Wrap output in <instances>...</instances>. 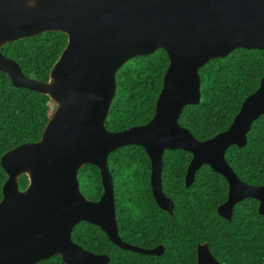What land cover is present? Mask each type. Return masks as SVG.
<instances>
[{
    "label": "water",
    "instance_id": "water-1",
    "mask_svg": "<svg viewBox=\"0 0 264 264\" xmlns=\"http://www.w3.org/2000/svg\"><path fill=\"white\" fill-rule=\"evenodd\" d=\"M51 31L68 41L45 82L27 77L2 47ZM264 50V0H0V71L14 86L47 95L54 113L41 139L15 147L0 159L7 179L0 201V264H39L60 256L67 264H109L110 258L75 243L81 221L99 226L117 246L139 254L161 255L164 246L146 249L123 241L115 214L108 157L126 145L145 149L152 165L151 186L159 207L173 211L163 191L166 150L192 154L185 182L208 165L229 184L218 213L231 220L235 205L259 201L264 186L243 182L225 159L231 146L244 147L252 124L264 116V77L243 102L230 127L200 141L179 124L186 105L199 104V70L235 49ZM163 49L169 57L153 118L120 132L105 127L116 94V73L129 60ZM87 164L99 168L104 193L85 197L78 179ZM29 183L23 190L19 177ZM197 264H220L208 243L197 247Z\"/></svg>",
    "mask_w": 264,
    "mask_h": 264
},
{
    "label": "trees",
    "instance_id": "trees-1",
    "mask_svg": "<svg viewBox=\"0 0 264 264\" xmlns=\"http://www.w3.org/2000/svg\"><path fill=\"white\" fill-rule=\"evenodd\" d=\"M67 35L51 31L5 44L2 53L15 60L27 77L49 79L52 66L67 45ZM169 66L165 50L127 61L116 73V94L105 127L120 132L147 124L154 116ZM201 100L186 105L179 124L200 141L227 130L244 100L254 93L264 77V50L235 49L224 58L209 61L199 70ZM55 105L50 98L28 88L14 86L0 71V159L15 147L41 139ZM225 159L245 183L264 186V116L252 124L244 147L231 146ZM192 154L166 150L162 185L173 201L168 213L157 204L151 186V160L138 145L122 146L108 157L114 182L115 214L121 239L141 248L164 246L161 255L139 254L114 244L94 224L81 221L72 239L84 249L109 256V264H197V247L208 243L220 264H264V216L259 201L246 198L237 203L231 220L218 213L228 198L226 178L203 165L194 182L185 178ZM7 175L0 165V201ZM82 193L97 201L104 193L101 174L95 165H84L78 173ZM28 177H19L25 189ZM39 264H67L54 256Z\"/></svg>",
    "mask_w": 264,
    "mask_h": 264
}]
</instances>
